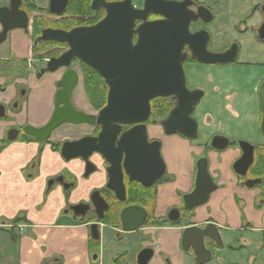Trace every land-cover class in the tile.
<instances>
[{
  "label": "water",
  "instance_id": "95a60500",
  "mask_svg": "<svg viewBox=\"0 0 264 264\" xmlns=\"http://www.w3.org/2000/svg\"><path fill=\"white\" fill-rule=\"evenodd\" d=\"M61 2L62 11H56L54 4ZM67 0H51L49 11L62 13ZM22 0H10L9 6L0 7V45L14 29L28 32L29 15L21 9ZM193 0H144L138 8L133 0L108 2L93 0L92 8L103 7L106 16L93 26H79L69 31L45 28L41 30L38 41L65 43L68 50L59 57H51L37 76L45 72H54L66 68L57 82L55 109L50 120L41 127L31 124L24 126V133L44 142L52 132L64 123L89 124L100 127L97 136H84L79 140H67L62 144L61 155L66 160L81 158L86 163L84 176L97 170L89 159L98 153L107 162L108 183L115 197L126 200L125 176L129 182H138L145 187L154 185L166 172L160 140H149L147 121L152 114V100L170 98L173 102L167 118L161 125L165 134H180L188 139H199L198 122L193 118L204 92L190 90L184 70L187 59L186 48L191 56L204 64H227L237 59L239 44L234 43L224 52L208 50L210 33L206 29L193 32L191 25L198 20L209 23L214 15L206 6H197ZM151 15L160 19L150 20ZM258 37L264 41V21L258 29ZM136 39V40H135ZM78 59L104 80L108 87L107 102L96 114L77 110L71 98L79 82V72L72 68V61ZM22 88L19 99L26 95ZM259 103L263 116L260 123L264 135V82L258 91ZM19 100L16 102L15 105ZM6 107L0 104V118L6 117ZM156 123L157 120H152ZM123 126H132L122 132ZM19 130L12 128L7 132V139L14 141ZM230 142L222 136H212L210 146L224 150ZM243 155L234 164L237 174L246 175L253 162L254 147L247 142H239ZM208 160L202 157L196 164L195 188L183 196L184 211H189L205 203L216 189L209 171ZM258 181L246 182L253 186ZM54 180L48 182L52 188ZM67 194L69 186L62 184ZM94 207L98 219H102L109 204L96 190L90 196V203H79L71 209L75 215L81 214L84 220L86 212ZM174 210L177 214L180 210ZM121 222L124 231L131 232L141 227L147 217L145 209L130 206L122 210ZM179 216L171 219L177 221ZM91 234L99 238V225H90ZM220 242L219 230L215 223L204 227L190 226L184 229L182 248L192 251L196 261L203 264L210 260L211 252L205 241ZM154 256L153 249H143L138 255V264H148Z\"/></svg>",
  "mask_w": 264,
  "mask_h": 264
},
{
  "label": "crops",
  "instance_id": "0c3cea01",
  "mask_svg": "<svg viewBox=\"0 0 264 264\" xmlns=\"http://www.w3.org/2000/svg\"><path fill=\"white\" fill-rule=\"evenodd\" d=\"M8 1L0 0V7ZM257 2L264 0L255 2L262 4ZM258 13L257 11L253 14L248 26L249 22L253 25L257 18L262 19ZM252 25V33L257 34ZM1 28L0 24V30ZM244 31H239L241 37L246 34ZM8 41L7 48L3 49V44L0 46V104L6 105L7 115L0 118V264H46L47 260L54 256H61L63 264H95L91 260L88 226L74 224L71 216L63 213L65 199L62 189L56 186L47 197L44 194L50 178L69 170L68 174L74 176L78 183L72 191L70 202L88 199L90 193L103 186L106 181L104 161L98 157L95 160L99 167L98 172L85 178V163L80 159L65 161L59 152L52 149L50 143L43 145L33 139L6 140L7 132L19 126L10 123L7 114L8 104L19 100L20 79L17 77L22 74L21 80L27 83L26 94L32 93L37 97L44 94L47 106L53 99L56 78L45 76L38 82L33 71L29 72L27 79L24 78L23 71L19 70V73L15 74L18 65H23L22 61L31 56L32 39L24 30L14 29L9 33ZM242 62L254 64L258 61L246 59ZM259 62L264 63V60ZM231 72L234 74L235 71ZM245 72L249 73L248 76L239 74L242 77L238 76L237 79L226 75L220 78L216 83L217 97L212 98L213 104L202 109L201 115L203 119L206 116L211 117V121H217L218 126L219 119L224 117L222 131L231 139L241 137L252 143L264 144V139L258 132L260 113L256 101L258 84L255 83L257 80L253 79L255 69L251 68L248 72L244 70ZM242 91L245 94L237 95ZM221 94L228 95L235 102L233 105H227L229 114L221 108ZM72 101L78 109L89 114L95 113L87 98L82 78L74 91ZM31 118L34 119L35 116ZM31 121L30 124L34 123V126L43 123L39 122V119ZM202 122L204 123V120ZM153 129L152 137L159 136L164 141L163 155L169 172L175 175L174 181L159 188L156 215L164 216L172 206L179 203L178 192L188 193L193 188L195 163L203 154V147L199 142L187 138H166L162 134L157 135L158 130ZM92 130V126L85 124L67 130L64 128L59 130L58 137L52 138L51 141L79 138ZM239 155V150L234 148L213 150L208 154V169L217 188L212 192L206 206L196 210L193 222L197 225L209 220L216 223L220 229L223 247L215 249L213 257L203 264H264V206L256 207L261 190L257 187L247 188L239 183L232 170V164ZM36 159H39V163L34 166ZM17 218H22L23 222L29 224V229L23 235H19L16 228H11ZM178 229L180 228L172 230L169 227H145L129 233L123 241L115 243L111 256L126 252L129 264H136V253L147 244L144 239L150 235L149 243L161 254L162 260L160 259L158 264H198L195 255L187 254L181 249ZM240 245L241 249H230V246ZM114 256L108 259L105 250H102L105 264H110Z\"/></svg>",
  "mask_w": 264,
  "mask_h": 264
},
{
  "label": "flooded vegetation",
  "instance_id": "af4514ba",
  "mask_svg": "<svg viewBox=\"0 0 264 264\" xmlns=\"http://www.w3.org/2000/svg\"><path fill=\"white\" fill-rule=\"evenodd\" d=\"M32 1L34 3L35 8H36L35 11H29V10H27L24 7V1L23 0H22V5H21V9L25 10L28 13V15H29L28 32H26L25 30L24 31L26 33L30 34L31 39H32V53H31V56L28 57V58H26L25 60H23L22 63H23L24 66L27 67L28 72L33 71L34 78L35 79H38V81H41L45 76H49V77H52V78H55L56 77L55 78V81H54V86H53L55 88L54 94H53V99H52V102H50L52 104V106H53V112H54V109H55V94H56V91H57V85L56 84L61 79V76H62L63 72L66 70V68H63L62 67V68H60V69H58V70H56L54 72H45L40 77L37 76V73H38V71L40 69H42V68H44L46 66L47 61L51 57H59L62 53H64L65 51H67L68 50V46L65 43H58V42H54V41H38V42H36L37 38H39L41 36V30L42 29H45V28H53V29H62V30L69 31L72 28L79 27V26H93V25L97 24L98 22H100L106 16V10L103 7H100L98 9L92 8V1L93 0H90V9H91V11L86 12L83 15H76V14H74V11H72V10L69 9V7L71 5V0H67L66 7H65V9H64V11L62 13H56V12L53 13V12H50L49 11V6H50L51 0H32ZM106 1H108V2H116V1H121V0H106ZM136 1L138 2V4H136ZM193 1L195 2V5L193 6V8L195 10L197 9V6H200V5L206 6V5H203L201 2H198V1H195V0H193ZM143 2H144V0H133L134 5L136 7H138V8H142L143 7ZM262 4H263V6H262ZM262 4H258L254 8L253 12L251 13V15H253L257 11H260L261 12V16L263 17V19L258 24L259 27L262 25V23L264 21V3H262ZM9 5H10V0L4 6H9ZM53 7H54V9L57 12L58 11L59 12L62 11V8H63L61 2H56ZM206 7H208L211 10V12L213 13V15H214L213 10L209 6H206ZM77 12L80 14L79 11H77ZM160 18H161L160 16H154V15H151L149 17L150 20L160 19ZM214 18H215V15H214ZM214 18H213V20H214ZM198 23L199 24H201V23L202 24H208V23H204L202 20H198L195 24H198ZM35 26H39L38 27L39 33L37 35H35V32H34L35 31ZM258 26H254L253 27V29H257V31H256L257 36H258V29H259ZM237 27L240 28L239 26H236V28ZM17 29H19V28H17ZM202 29L208 30L206 28V26L201 25L200 27H198L196 29H193L192 31L193 32H196V31H200ZM247 29H248V26L245 27V29H244L245 31L242 30V32L243 31L246 32ZM209 33H210V31H209ZM259 40L264 43V41L261 40L260 38H259ZM42 43H48V45H46V48L44 50H41V51H38V52H33V48L34 47H36L37 49L40 48L41 45H42ZM232 44H234V43H232ZM232 44H230L225 50H223L221 52H224V51L228 50L231 47ZM210 45H211V33H210V40H209V43H208V50L209 51H212L210 49ZM185 51L187 53V59H186L184 65L185 64H188V67L191 68L190 66H194L196 63H201L196 58H193L191 56V53H190V51H189L188 48H186ZM212 52H214V51H212ZM239 52H240V45H239L238 56H237V59L235 61L230 62V63H227V64H207V65H229V64H232V63H237V64H239L241 66L249 65V66H251L252 68L255 69L256 72H255V75H254V78L253 79H256L257 81H255V80L254 81H255L256 84H258V88H257V91H256V95H257L256 96L257 97L256 101H257L258 112L260 113V123H261V119H262V116H263V112L261 111V108H260L258 91L260 89V86L264 82V73H263L264 72V63L263 62H257V63H254V64H252V63L250 64L248 62H242V61H239L238 62ZM218 53H220V52H218ZM201 64H204V63H201ZM83 65H86V64H84L83 62H81L78 59H74L72 61V68H75L79 72V75H80L79 80H80V78H84ZM184 70H185V68H184ZM185 75H186V72H185ZM226 76L229 77V75H226ZM186 80H187V78H186ZM218 81H219V79H218ZM218 81L212 80L211 81L212 87L210 86L211 89H209V91H207V92L202 88L201 85H199V86L196 85L193 89H190V88L189 89L190 90H196V89L202 90L204 92L203 97H205V95H209L210 97H213V96L214 97H217L218 91L216 90V83H218ZM187 82H188V80H187ZM77 86H76V88H77ZM187 86H188V83H187ZM76 88H75V90H76ZM214 88H215V92H213L214 91ZM240 93L241 94H245L242 91V92H238L237 95H240ZM73 94H74V92H73ZM219 98H220L219 103H221L222 110L225 113L229 114L228 109H227V105H233L235 103V102H233V98H231V97L229 98L228 95H225V94H221V96ZM18 99H19V97H18ZM168 99L173 104V102L171 101V99L170 98H168ZM20 100L21 99H19V101ZM201 100H200V102H201ZM71 102L73 103L72 98H71ZM200 102H199V104H200ZM199 104H198L197 108L194 111V113L196 115H194V113H193V118L198 122V132H199V130H201V133L199 132L200 138L199 139H195V140L194 139H189V140H193V141L199 142L200 145L203 147V154L196 159L195 167H196L197 161L200 158H202V157H206L207 160H208V162H209L208 154L211 153L213 150L214 151L215 150L216 151H222V150H217V149L211 148V146H210V139H211L212 136H215L216 135V136H222V137L227 138L229 140V142H230V144H229V146L227 148L238 149L239 150V153H240V155L234 160V162L232 164V170H233L234 174L237 176V178L239 180V183H241V185L246 186L247 188L257 187V188H259L261 190L260 196H259V198L257 200V203H256V207H258V208L263 207L264 206V186L262 185V183L264 182V178L262 176L254 175L253 174V169H254L255 165L257 164V160H258V156H259L258 155V152H257V149L260 146H264V144L263 143H261V144L252 143L249 140H247L245 138H241V137H235L234 139H231L223 131L211 130L210 129L211 128V123H212L211 117L206 116L205 119H203V117L201 115L202 114L201 113L202 110L200 112H198V116H197V110L199 108ZM73 105H74V107L77 110L83 111V110L78 109L75 106L74 103H73ZM208 106H210V105H208ZM5 107H6V105H5ZM94 110L96 111L94 114H96L99 111V110H96V109H94ZM170 111H169V113H170ZM169 113L163 119L157 120L156 123H153L152 120H156V119L152 118V115H153V112H152L150 120L147 121V123H146L147 130H148V138H149V140H155V139L160 140L161 143H162V149L161 150H163L164 141L159 136L152 137V133H154V131H153L154 129L151 128V127H154V128H156V130H158L157 135L162 134L166 138L167 137L168 138H172V137H175V136L176 137H179V138H185V137L181 136L180 134H174V135L165 134L164 128L161 125V122L165 118H167V116L169 115ZM222 119H224V122H225V118L224 117H222V118L219 119L220 120L219 124L221 126L220 127L221 130H223V127H222L223 120ZM203 120H204V123L202 122ZM26 123L28 124L29 122H25V124ZM25 124H23L21 126L14 127V128H16V129H18L20 131L19 132V136H18L17 139H19V137H21L23 134H25L24 133V130H23ZM83 124L88 125V126H92L93 127L92 132H90L88 134H85V135H82V136H79V138H74V139L64 138V140H61L59 142L58 141H56V142L55 141H51L52 140L51 136H52V134H53V132L55 130H57V133H58L59 130H61V129H64L65 128L67 130V129L73 128L74 126H80V125H83ZM83 124L64 123V124L60 125L57 129H55L52 132V134H51V136H50V138L48 140H46L44 142H40V141H38L36 139H34V140H36L39 143H42L43 145L44 144H47V143H50L52 149L54 151L60 153L61 148H62V144L65 141H67V140H72V141L73 140H79V139L83 138L84 136H88V135L97 136L98 133L100 132V127L99 126L89 125V124H86V123H83ZM42 126H44V125H42ZM36 127H41V126H36ZM131 127L132 126H123L122 132L125 131V130H127V129H129V128H131ZM258 132H259L260 137L264 139V135L261 132L260 125H259ZM6 140L9 141L7 139V136H6ZM239 142H247L251 146L254 147V151H253V162L249 166V168H248L245 176H242L240 174H237L235 172V170H234V167H233L234 164L236 163V161L239 160L241 158V156L243 155V150L241 149ZM60 155H61V153H60ZM162 155H163V151H162ZM98 157L102 158L100 154L93 153L90 156L89 159L97 166V164L95 163L97 161H95V160H97ZM163 158H164V155H163ZM75 159L82 160L81 158H75ZM64 160L68 162V161H71V160H74V159H71V160L64 159ZM103 161H104V169H105V174H106L105 175L106 181H105V183H104L103 186L94 189L90 193L88 199L82 200V201H79V202H76V203H71L70 202V198H71L72 191L78 186V183H77V179L74 176H72L71 174H68L70 172L69 170H64L63 172H61V173L55 175L54 177L50 178L48 180V182L53 179L54 180V183H52V188H50L49 190L46 188V193H45V196H46L56 186H59L62 189L63 196H64V199H65V207L63 208L65 210L63 211V213L65 215H70L71 216V220H72V222L74 224H78V225L79 224H86L88 226L89 235H90L89 248L91 249V260L95 264H105L104 263L105 261L103 260V257H102V250H103L102 243H103V236H104L103 235V232L107 228L111 229L115 233L116 239L117 240H121V241L124 240L125 235H127L129 233H133V232L140 231V230H142L145 227H160V228H162V227H169L172 230H174L175 228H180V229H178L177 232L181 236V242H180L181 249L183 250V252H185L187 254L194 255V253L191 250L190 251H186V250H184L182 248L183 231H184L185 228L190 227V226H200V227H204L208 223H214L211 220L206 221V222H204L201 225H197V224H195L193 222V219L195 218V215H196V210L199 207H201V206H206V204L208 203L209 198H210V196H211V194H212L213 191L211 192V194L209 195L208 200L205 203H203V204H201L199 206H196L192 210L184 211L183 210V207H184L183 196L185 194H188V193H190V192L193 191V189L195 188V180H194L193 188L190 190V192H188V193L178 192V194H179V200L180 201H179V203L177 205L172 206L166 212V214L164 216H157L156 215V211H157V202H158L159 188L162 185H165V184H167V183L175 180V175H173V174H171L169 172V169H168L167 162H166L165 158H164V161H165V164H166V172H165V174L163 175V177L161 179H159L154 185H152L150 187H145V186L141 185L138 182H129L128 181V178L125 176V179H124L125 185H126V200L125 201L118 200L115 197L114 193L110 189L107 188V183H108V174H107V171H106L107 162L104 159H103ZM33 163H34L33 165L36 166L37 163H39V159L34 160ZM207 167H208V165H207ZM98 169H99V167L97 166V170L94 171V172H92V173H90L89 176L91 174L95 173V172H98ZM85 171H86V163H85V170H84V173H83V177H85L84 176ZM208 171H209V169H208ZM210 175H211V173H210ZM89 176H87L85 178H88ZM211 177H212V179L214 181V178H213L212 175H211ZM195 178H196V175H195ZM250 181H258V182L255 183L253 186H247L246 185V182H250ZM128 183H136V184L140 185L142 188H145L146 190L153 191L155 193V203H154L153 208L151 206H148V205H145V204H142V203L125 204L123 206V204L127 201V184ZM214 183H215V181H214ZM62 184H67L69 186V189H68L67 194L65 193V191H64V189L62 187ZM47 186H48V183H47ZM216 188H217V184H216ZM96 190H99L100 191L101 195L105 198V200L109 204V207L105 211L104 217L102 219H98L97 218V215H96V213L94 211V207L91 204V208L86 212V214L84 216V220H81V218H82L81 214L75 215V213L71 209V207L73 205H77L79 203H90V196ZM107 191L110 194L108 197H107ZM111 199H115L116 200V204H117L116 207H115V209H114V212H112V213L110 212L111 209H112V204L110 202ZM130 206H139V207L145 209L146 212H147V217H146V220H145L144 224L141 227H139L135 231L127 232V231H124V229H123L120 215H121V212H122L123 209H125L127 207H130ZM176 209L178 211L180 210V213L177 214L176 212H174V210H176ZM177 216H179V219L177 221L174 222V221L171 220L173 218H176ZM96 222L99 225V238L98 239H95L92 236V234H91V228H90V225L93 224V223H96ZM19 223L20 222H18V223H15L14 222L13 224L14 225L15 224L18 225ZM216 226H217V224H216ZM217 228L219 230L220 242L218 243V242L210 241V240H206L205 241L206 248H208L210 250V252H211V258L214 255V250L215 249L218 250V247H223V240H222V236H221V233H220L219 226H217ZM149 239H150V235L149 236H146V239H144V241L146 240L145 242H147V244L143 245L137 251V253H136V264H138V255H139V253L143 249H153V251H154V256L150 259V261H149L148 264H158L159 260L161 259V254L159 252H157V250L154 248V246L152 244L149 243V241H148ZM241 248H242L241 245L240 246H230V249H233V250L241 249ZM117 258L121 259V261H122L121 264H129V262H128V254L126 252H122V253H119L116 256H114V258L112 259V261H111L110 264H116L114 261ZM165 261L167 262L168 260L166 259ZM63 262H64V260H63V258L61 256H54L49 261L47 260L46 264H50V263H60V264H63Z\"/></svg>",
  "mask_w": 264,
  "mask_h": 264
},
{
  "label": "rangeland",
  "instance_id": "374dc122",
  "mask_svg": "<svg viewBox=\"0 0 264 264\" xmlns=\"http://www.w3.org/2000/svg\"><path fill=\"white\" fill-rule=\"evenodd\" d=\"M198 2H201L203 5L209 6L215 15V18L212 22L208 24H195L196 22L192 23L191 30L196 29L200 27L201 25L206 26V28L211 33V45L210 49L214 52H221L225 50L230 44L237 43L240 45V52H239V61H244L246 59H252L253 61H263L264 60V43L259 40L257 34L252 33L251 29V23L248 21L253 16L251 13L253 12L254 8L258 5L255 4L257 0H195ZM257 3H264V2H257ZM136 4L138 2L136 1ZM263 6V4H262ZM258 14H261L260 11H258ZM263 19V17H262ZM261 17L257 18L254 21V24L252 26H258V24L261 22ZM236 26H239L240 28H236ZM249 27V31L243 36H240V32L245 29V27ZM259 27V26H258ZM256 32L257 29H254ZM259 42V43H258ZM258 44H260L258 46ZM9 46L8 39L3 43L2 48H7ZM250 55H253V58H249ZM39 64V63H38ZM188 67V64L184 65L185 72H186V78L188 80V86L190 89H193L196 85H201L202 88L207 92L209 91L211 85V81L215 80L218 81L220 78L226 77L225 75L234 76L233 79H237L238 76L242 77L239 74H242L243 76H248L249 73H244V70L247 72L251 70V66H241L237 63H232L229 65H207V64H201L196 63L194 66ZM235 71L233 72L228 71ZM20 71H23L24 78L27 79V77L30 75V73L27 70V67L20 64L18 65V68L16 69L15 74L19 73ZM256 72V71H255ZM253 73V72H252ZM22 74H20L17 78L20 79V82L18 84V94H20V91L22 88H27L28 85L24 80H21ZM38 81V79H35ZM84 83V78H82ZM40 82V81H38ZM37 88V84L35 85ZM85 88V85H84ZM32 90V89H31ZM86 92V91H85ZM214 97V96H213ZM213 97H210L209 95H205V97L202 98L199 108L197 110V116L198 112L202 110V108H206L208 105L213 104ZM213 98V99H212ZM90 102V101H89ZM255 103V99L253 100ZM16 100L13 102H10L7 107V114L9 117L10 123H15L16 126L23 125L25 122L29 121L28 124L32 123L31 120H37L39 119V122L43 123H37L35 126H42L45 125L51 118L53 114V106L50 103V105L47 106L45 96L42 94L41 96H34L32 93H28L23 99L19 101L17 105ZM91 104V103H90ZM45 107V111H43V108ZM42 109V110H41ZM96 112V111H94ZM194 115H196L194 113ZM35 118H31L34 117ZM152 118L156 120H161L163 118L159 116H155L153 114ZM224 122V119H222ZM27 124V123H26ZM25 124V125H26ZM34 124V123H33ZM32 124V125H33ZM217 121H213L211 123V130L216 131H222L221 126L217 125ZM154 128V127H151ZM201 133V130H199ZM58 133L57 130H55L51 136V138H57ZM48 183V182H47ZM46 193V191H45ZM49 195V194H48ZM48 195L44 196L47 197ZM112 209L111 213L114 212V209L116 207V200L111 199ZM65 209H63L64 211ZM11 228H16L19 235H23L26 233V231L29 229V224L27 222L21 221L18 225L13 224L11 225ZM103 238L104 243L103 250H105V254L107 255L108 259H111L112 253L115 250V243L119 240L116 239L115 233L107 228L103 232ZM127 236V235H125Z\"/></svg>",
  "mask_w": 264,
  "mask_h": 264
},
{
  "label": "trees",
  "instance_id": "16d2710c",
  "mask_svg": "<svg viewBox=\"0 0 264 264\" xmlns=\"http://www.w3.org/2000/svg\"><path fill=\"white\" fill-rule=\"evenodd\" d=\"M24 7L29 11H35L36 8L32 0H23ZM70 10L74 11L76 15H83L86 12L91 11L90 9V0H71V5L69 7ZM79 11L80 14L77 12ZM39 26H35V35L39 33ZM48 43H42L40 48H33V52H38L44 50ZM84 72V85L87 97L93 106L94 109L100 110L103 108L107 102V93L108 87L105 84L103 78L92 68L87 65H83ZM152 112L155 116H159L161 118L166 117L169 113L173 104L170 102L168 98H156L152 100ZM153 116V115H152ZM33 139V137L23 134L19 137L21 141H29ZM258 152V160L257 164L253 169V174L262 176L264 178V146H260L257 149ZM264 186V182L262 183ZM109 192L107 191V197L109 196ZM134 203H142L153 208L155 203V193L151 190H146L142 188L140 185L136 183H128L127 184V201L123 204H134ZM22 218H17L14 222H21ZM2 229V228H1ZM97 244V243H96ZM116 264H121V259L117 258L114 261ZM50 264H60V263H50Z\"/></svg>",
  "mask_w": 264,
  "mask_h": 264
}]
</instances>
